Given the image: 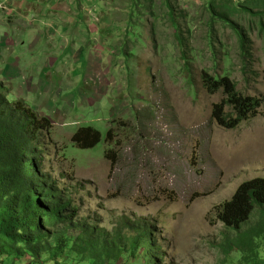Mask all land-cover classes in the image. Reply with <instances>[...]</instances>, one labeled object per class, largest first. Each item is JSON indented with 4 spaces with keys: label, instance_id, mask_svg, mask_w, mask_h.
<instances>
[{
    "label": "rangeland",
    "instance_id": "rangeland-1",
    "mask_svg": "<svg viewBox=\"0 0 264 264\" xmlns=\"http://www.w3.org/2000/svg\"><path fill=\"white\" fill-rule=\"evenodd\" d=\"M85 1L0 0L5 94L51 121L42 172L81 220L149 223L161 264H264V210L237 230L216 218L240 183L264 177V0H89L88 23L65 20L63 7ZM204 73L261 99L256 116L218 127L210 112L223 96L206 92ZM89 126L109 141L79 149L72 136ZM70 245L57 260L16 264H94ZM118 264L147 262L136 253Z\"/></svg>",
    "mask_w": 264,
    "mask_h": 264
},
{
    "label": "trees",
    "instance_id": "trees-1",
    "mask_svg": "<svg viewBox=\"0 0 264 264\" xmlns=\"http://www.w3.org/2000/svg\"><path fill=\"white\" fill-rule=\"evenodd\" d=\"M260 30L264 36V25ZM244 39L240 34V48L249 53ZM201 81L208 94L220 91L223 96L210 112L218 127L234 129L255 117L262 106L258 97L238 93L226 77L213 79L204 73ZM5 89L0 81V264H16L22 258L32 260L42 254L57 260L69 241L72 252L94 264H118L124 256L136 253L147 264H161L160 247L151 238L149 223L129 219L110 231L79 218L72 196L41 169L39 147L51 121L23 100H8ZM109 135L107 132L103 138L93 127H80L72 143L79 149H92L102 139L109 141ZM256 207L264 210V177L240 183L216 208V218L225 228L237 230ZM62 227H66L65 232H58Z\"/></svg>",
    "mask_w": 264,
    "mask_h": 264
},
{
    "label": "crops",
    "instance_id": "crops-1",
    "mask_svg": "<svg viewBox=\"0 0 264 264\" xmlns=\"http://www.w3.org/2000/svg\"><path fill=\"white\" fill-rule=\"evenodd\" d=\"M88 1L89 0H86L85 3L82 4V5H84L83 7H82V5L81 6L79 5V7H77L75 5L77 12H73L74 10H72L71 7H70V9L67 7H63L62 10L64 11L63 15H64L65 20H67L68 22H75L77 20L76 14H85L86 18H84L83 20H85L88 23V21L86 20L88 17V14L94 12L93 7H91L89 5L90 3H87ZM75 2H76V0H75ZM91 2H93V1H91ZM109 33H110V25L109 24L103 25L101 28V32L98 31V35H99L98 37L100 40H107L109 38ZM100 40H98L99 43H100Z\"/></svg>",
    "mask_w": 264,
    "mask_h": 264
}]
</instances>
